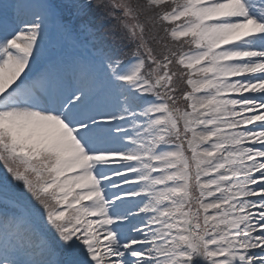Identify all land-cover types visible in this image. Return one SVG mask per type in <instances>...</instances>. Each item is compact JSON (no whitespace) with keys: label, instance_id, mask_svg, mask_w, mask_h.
I'll list each match as a JSON object with an SVG mask.
<instances>
[{"label":"snow or ice","instance_id":"snow-or-ice-1","mask_svg":"<svg viewBox=\"0 0 264 264\" xmlns=\"http://www.w3.org/2000/svg\"><path fill=\"white\" fill-rule=\"evenodd\" d=\"M0 264H264V0H0Z\"/></svg>","mask_w":264,"mask_h":264}]
</instances>
